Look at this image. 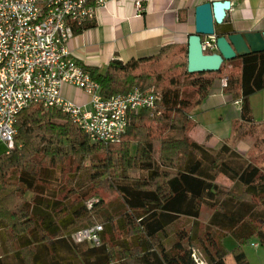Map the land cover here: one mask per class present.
Instances as JSON below:
<instances>
[{"label": "trees", "instance_id": "obj_1", "mask_svg": "<svg viewBox=\"0 0 264 264\" xmlns=\"http://www.w3.org/2000/svg\"><path fill=\"white\" fill-rule=\"evenodd\" d=\"M95 26L87 21L74 34ZM215 30L217 37L234 33L225 23ZM84 68L105 98L155 88L161 101L155 111L130 114L122 143L110 145L91 143L59 109L32 106L18 115L15 148L0 157V264H189L197 248L206 264H227V235L240 246L257 237L264 248V169L226 144L211 150L191 138V114L217 78H228L226 91L241 100L242 120L254 123L251 97L264 90V53L226 61L218 73L190 74L188 45L127 63L114 59L105 72ZM96 145L105 158L93 156ZM68 158L81 164L65 180ZM88 159L92 165L84 166ZM131 170L141 174L131 177ZM220 175L232 190L218 183ZM67 180L76 185L69 188ZM104 182L118 194L112 203L93 200L92 186ZM205 207L213 213L201 237ZM99 221L100 246L74 242L76 232ZM189 221V229L179 227ZM233 258L250 264L241 250Z\"/></svg>", "mask_w": 264, "mask_h": 264}, {"label": "built area", "instance_id": "obj_2", "mask_svg": "<svg viewBox=\"0 0 264 264\" xmlns=\"http://www.w3.org/2000/svg\"><path fill=\"white\" fill-rule=\"evenodd\" d=\"M111 0H0V141L7 153L15 148L18 115L32 106L59 109L78 125L93 144L118 143L130 125V114L156 109L161 96L138 88L105 98L84 66L74 61L68 43L74 27L94 20ZM141 12V2L136 3ZM215 36L203 39L204 51L217 52ZM70 85L90 98V108L66 100ZM228 78H224V87ZM241 102H237L240 105ZM103 227L73 235L77 244L101 245ZM255 247H258L255 246ZM194 256V255H193Z\"/></svg>", "mask_w": 264, "mask_h": 264}, {"label": "crops", "instance_id": "obj_3", "mask_svg": "<svg viewBox=\"0 0 264 264\" xmlns=\"http://www.w3.org/2000/svg\"><path fill=\"white\" fill-rule=\"evenodd\" d=\"M216 1L225 0H111L90 20L96 23L95 27L74 34L68 43L70 57L84 67L105 72L114 59L127 63L155 57L165 46L188 45L189 37L195 34L196 8ZM231 1L225 27H232L234 33L264 32V0ZM137 2L143 6L141 12L136 9ZM62 95L90 108V98L76 87L65 85ZM257 98L264 109L260 99L264 100L263 90L251 97L255 121L246 123L242 120L241 103L236 104L241 100L226 91L224 78L215 79L210 95L191 114L196 124L191 138L211 150L226 144L240 155H247L254 139L247 136L246 128L264 126L256 122Z\"/></svg>", "mask_w": 264, "mask_h": 264}, {"label": "rangeland", "instance_id": "obj_4", "mask_svg": "<svg viewBox=\"0 0 264 264\" xmlns=\"http://www.w3.org/2000/svg\"><path fill=\"white\" fill-rule=\"evenodd\" d=\"M64 87V86H63ZM62 87V89H63ZM149 91H156L155 88L150 89ZM191 91V90H189ZM260 97V96H259ZM263 102L264 100L262 98H260ZM256 122H261L262 124H264V109H263V104L261 101H259V98H257L256 100ZM155 111V110H153ZM155 113V112H154ZM254 113V112H253ZM160 115V114H159ZM254 116V120H255V114H253ZM57 123L60 124H64L66 123L65 120H57ZM260 123V124H261ZM248 128V130H247ZM246 128V133L247 136H251L253 140V145L252 148L250 150V152L247 153V155H241L242 157H244L246 160H249L250 162H252L254 165L264 169V144L262 139L264 138V126H248ZM240 135V133L238 134ZM122 143V140L118 143L115 144H120ZM0 157L4 156L7 153V147L2 145L0 143ZM121 146V145H120ZM119 146V147H120ZM96 148L95 153L93 154V156L96 157H100V158H105L106 155H108V153L106 152L105 149L101 148L99 145L94 146ZM118 147V148H119ZM156 157L159 156V152H160V144L158 143L156 145ZM97 162V161H96ZM80 160H78L76 162V160H74L73 158H68L66 160V163L64 165V169L66 170V172L63 174L64 179H68L69 175L73 176L74 174L77 173V169L78 166H80ZM92 162L88 159L85 161L84 166H91ZM130 176L134 177V178H138L139 175L141 174L138 171H130ZM83 174H78L77 176V181H81V176ZM70 180H67V184L68 187L71 188L72 186L76 185V182H69ZM218 183L226 190L230 191L233 189L234 187V183L229 180L227 177H225L224 175H220L217 179ZM84 182V181H82ZM103 184L102 186H99L97 184V186H92L93 189H95V192L92 198L93 200L95 198L97 199H103L106 203H112L114 202L117 198H118V194L115 193L113 190H111L109 187H107V185H109L107 182L105 183H101ZM92 202V200H91ZM257 206H259V203L256 202ZM213 210L211 208L205 207L202 211V215L199 219V228H200V235L201 237L204 235L205 233V229L207 228L210 216L212 215ZM96 225H102V223L99 221L96 223ZM182 225H189L187 229L190 228L191 225V221L189 222H181L179 227H181ZM125 236V235H124ZM259 245L258 247H255ZM224 246L228 252V257H227V264H236L235 260L233 258V253L236 250H241L242 252L245 253L247 260L249 261L250 264H264V248L260 245V241L257 237H253L250 240L247 241L246 244L244 245H239L238 242L235 240V238L231 235H227L224 238ZM200 249V248H199ZM198 248L195 249L194 251V256H193V260L195 261V264H206V259L203 255V253L199 250Z\"/></svg>", "mask_w": 264, "mask_h": 264}, {"label": "water", "instance_id": "obj_5", "mask_svg": "<svg viewBox=\"0 0 264 264\" xmlns=\"http://www.w3.org/2000/svg\"><path fill=\"white\" fill-rule=\"evenodd\" d=\"M232 1L204 3L196 8L195 34L188 40V72L218 73L224 62L233 61L251 54L264 53V32L233 33L217 37L215 25H223ZM215 36L217 52L206 54L203 39ZM189 264H195L193 258Z\"/></svg>", "mask_w": 264, "mask_h": 264}]
</instances>
